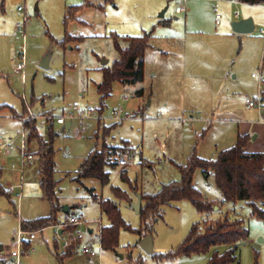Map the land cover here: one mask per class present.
I'll list each match as a JSON object with an SVG mask.
<instances>
[{"label": "rangeland", "instance_id": "374dc122", "mask_svg": "<svg viewBox=\"0 0 264 264\" xmlns=\"http://www.w3.org/2000/svg\"><path fill=\"white\" fill-rule=\"evenodd\" d=\"M201 1L209 12L191 19L175 13L179 0H0V183L6 188L23 177L22 190L0 195V264L15 263L10 252L18 249L15 239L20 220L31 222L51 211L40 188L37 141L28 142L29 151L37 155L30 162L23 163L19 151V118L28 106L37 114L54 115L73 105L89 106L96 116L85 118L82 127L77 120L69 128L64 124L37 127L36 132L44 139L48 138L49 128L56 133L54 177L58 180L59 204L69 206V216H79L81 223L67 228L61 210L59 224L36 231L28 245L29 253L19 258L20 264H92L80 251L64 257L62 262L56 258V245L64 253L65 240L78 237L81 244L87 242L98 253L93 264H207L213 251L228 248L218 244L206 252L171 259L156 257L175 249L192 224L206 218L190 200L183 199L162 207L163 217L148 235L151 252L141 246L138 231L124 227L119 229L118 245L103 249L99 232L109 220L93 197L115 201L126 223L139 229L141 219L135 208L138 194L156 192L163 183L178 180L179 165L186 162L193 147L197 156L215 159L219 150L235 145L245 122L260 119L246 99L258 94V80L251 74L259 73L264 56V38L259 33L264 28V6L233 0ZM70 5L80 6L70 11ZM216 11L222 15L221 22L224 14L231 19L229 27L215 24ZM236 11L254 17L252 32L232 30L231 23L238 19L234 17ZM176 28L178 33H185V29L196 32H187L185 41L173 42L177 40L171 39ZM144 32H151L152 38L143 55V79L132 83L113 81L99 110L102 61L107 59L109 65L119 57L111 35ZM66 34L80 38L65 41ZM127 43L120 39L122 47ZM192 55L206 63V73L213 74L211 80H205L209 89L206 87L204 93L188 89L192 67L185 61ZM18 63L23 65L20 70L16 68ZM236 71L238 82L233 78ZM248 81L254 85L255 94L242 89ZM120 109L119 118H115L112 112ZM103 140L112 145L128 143L129 151L122 157L127 164L111 167L105 185L96 178L76 180L82 160L95 146L100 149ZM123 170L127 178L121 176ZM193 185L204 199L218 205L209 214L210 219H244L249 234L237 243L238 264H264V217L252 216L244 201L221 204L223 195L212 170L197 168ZM114 187L123 193H116ZM77 230L81 236L76 235ZM22 238L29 240L27 234Z\"/></svg>", "mask_w": 264, "mask_h": 264}, {"label": "trees", "instance_id": "16d2710c", "mask_svg": "<svg viewBox=\"0 0 264 264\" xmlns=\"http://www.w3.org/2000/svg\"><path fill=\"white\" fill-rule=\"evenodd\" d=\"M247 4H259L264 0H240ZM80 5L70 6V11H75ZM71 14V13H70ZM114 47L119 52V57L111 64L101 66L102 80L98 85V91L101 94V106L103 100L111 91L113 81L123 83H132L140 81L144 76L143 55L149 45L151 32H144L140 35H118L112 34ZM79 39L70 34H66L65 41ZM120 39L128 43L122 47ZM3 107V105L1 106ZM27 128V141L33 139L37 141L40 188L42 195L50 204L51 211L48 216L39 217L31 222L20 220V226L25 231L43 229L49 225L59 224L58 213L63 210L58 200V180L54 177L55 160L53 149V138L55 132L49 128L47 139L41 138L37 131V125L34 120H28L25 123ZM110 126L108 131L110 130ZM108 133V132H107ZM249 140L248 134H239L235 145L219 151L215 159H204L196 155L195 147L184 164L179 165L181 176L178 180H171L163 183L156 192L140 193L143 203L139 209L141 227L139 229L131 228L121 215L118 204L111 199L97 198L100 209L106 214L109 222L102 226L99 232V241L103 249H114L118 245L119 229L138 231L143 238L148 236L154 226V223L163 217L162 207L183 199H188L195 206L197 211L205 215V219L192 224L187 235L177 245V247L166 253H160L156 257L160 259H171L180 255H190L209 250L211 246L226 244L228 248L220 252L213 251L207 264H238L236 254L237 243L248 237L249 230L244 224V219L235 217L230 219L225 216L222 218L210 219L209 214L218 208L215 201L206 200L201 192L193 185L194 171L199 168L204 172L210 170L214 173L215 183L222 192L224 203H235L244 201L249 207L252 216L264 217V151L246 152L245 147ZM129 151V146L110 145L103 140L100 149L96 146L89 151L87 156L80 163L76 171L75 179L81 181L82 178H96L101 185L109 182L110 168L119 164V160ZM123 178H127L126 170L121 172ZM116 193H123L118 187H114ZM8 191L0 183V195H7ZM69 211L64 212L63 223L70 221ZM75 225L69 224L67 228L71 229ZM30 242H26V246ZM80 237L71 240L64 253L59 252L56 245L54 253L56 258L62 262L66 256L73 255L74 251H80ZM73 251V252H72Z\"/></svg>", "mask_w": 264, "mask_h": 264}, {"label": "built area", "instance_id": "2783aa9c", "mask_svg": "<svg viewBox=\"0 0 264 264\" xmlns=\"http://www.w3.org/2000/svg\"><path fill=\"white\" fill-rule=\"evenodd\" d=\"M220 1V0H217ZM234 2H241L240 0H233ZM186 2L187 0H179V4L175 7V13L176 14H183L186 12L187 10V6H186ZM260 5L264 6V1L259 3ZM19 10H21V7H19ZM239 16V12L236 11L234 13V17H238ZM222 19V15L219 11L215 12V20L216 23L219 24L220 21ZM20 25V24H19ZM21 25L19 26L18 30L21 31ZM259 33L263 36L264 38V28L259 29ZM17 70H20L23 68L22 63H18L16 66ZM251 76L253 78H257L258 80V94L256 97L254 98H247V105L250 108H254L257 110V112L260 115V119L262 120L263 117L262 115H264V59L261 61L260 64V71L259 73H255L253 72L251 74ZM27 112L25 115L21 116L19 119L22 122V130L20 131V137H21V142L19 145V151H20V155L22 157V162L26 163V162H30L31 160L36 158V154L32 153L31 151H29V147H28V141H27V128L25 126L26 121L28 120H34L35 124L37 126L41 125V126H50V125H54V124H64L69 121L70 124L73 120H77L79 122L80 127H82V123L83 120L85 118H89V117H93L96 116V112L93 110V108L91 107H80L78 105H73L70 109L63 111L62 114L60 115H54L52 113H42V114H37L35 113L29 106L27 107ZM120 110H114L112 113L114 115L115 118H119V113ZM100 117H98L99 119ZM127 159L123 158L119 160V164L120 165H126L127 164ZM12 168H16L15 164L11 165ZM19 170V169H18ZM23 172V169H21V173ZM8 192H13L16 190H22L23 188V177L20 178V181L17 184H9L7 187ZM20 196V192L18 194ZM81 223V218L79 216H71L70 221L66 224H74L78 227V225H80ZM20 226V224H19ZM102 227V225H101ZM78 229V228H77ZM23 234H27L28 235V242H30V240L34 239L36 237V231H25L21 228V226L19 227V230L17 232V237H16V243L18 244V249L17 250H12L10 252V256L12 258H14L15 263L14 264H20V257L22 254L27 255L29 253V246H26V242L27 240L22 238ZM76 235L77 236H81V233L79 230L76 231ZM70 241L69 240H65L63 246L67 247L69 246ZM20 247H22V249H20ZM20 249V250H19ZM81 254L86 257L88 260L91 261V263L93 264L95 258L98 257V253L96 252V250L87 242L82 243L80 245L79 248Z\"/></svg>", "mask_w": 264, "mask_h": 264}, {"label": "crops", "instance_id": "0c3cea01", "mask_svg": "<svg viewBox=\"0 0 264 264\" xmlns=\"http://www.w3.org/2000/svg\"><path fill=\"white\" fill-rule=\"evenodd\" d=\"M188 1L189 0H187V2H186L187 10H186L185 13H183V15L185 17H189L191 19H197V18L203 17L206 12H209L208 6L203 1H201V0H193V1L189 2V3H188ZM70 6H72V5H70ZM224 17H225L224 20L222 22L220 21L219 24H217L216 20H215V24L216 25H222L224 23L225 25H227L229 27V23H230L231 19L227 18L225 14H224ZM247 17H251L253 19L254 26H255V20H254V17L251 14L247 13L245 15H241V13H239L238 19L247 18ZM184 31H185V33H182V32L178 33L179 29L178 28L174 29V31H172V33L175 34V35L172 36L171 39H177V40H173V42H178V40H179V42H181L180 40L185 41L186 38H187V32H196L193 29H191V30H186L185 29ZM125 35H128V34H125ZM151 38H152V36H151ZM189 40L191 41V39H189ZM157 48H159V47H156V49ZM145 51H146V49H145ZM144 54H145V52H144ZM263 59H264V56L262 57V60ZM205 64L206 63L204 61L199 60V57H197L195 55L189 56L188 60L185 61V65L186 66L190 65L192 67L191 74L188 75V78H189L188 89L201 90L202 93H204V90L206 89V87L207 88L209 87V85L205 82V80H211L212 77H213V74L212 73H210V74L206 73L208 70L206 69ZM100 69H101V67H100ZM233 78L237 82L240 81V77H239L238 71L233 73ZM241 86L242 85H240V87ZM242 89H246L245 92H250V93L252 92L253 94H255V87H254V85L252 83H250V81L246 82V84H243ZM162 110H163V108H162ZM262 117H263L262 120L259 119V120H252V122H248V121L245 122L244 126L239 129L240 130L239 134H248L250 136V139L248 140V142L246 144V147H245V151L246 152L251 153V152L264 151V137H263V140H261L259 144L256 143V141H258L260 137L264 136V115H262ZM260 122H263V123H260ZM64 127L67 128L65 125H64ZM252 134H255L254 139L251 138ZM126 143H127V141H126ZM110 145H112V144H110ZM127 145H128V143H127ZM193 148H192L190 154L192 153ZM219 151H221V150H219ZM219 151H218V153H219ZM190 154H189V156H190ZM59 230H61V229H59ZM92 232H93V230H92ZM92 232H89V233H92Z\"/></svg>", "mask_w": 264, "mask_h": 264}, {"label": "water", "instance_id": "95a60500", "mask_svg": "<svg viewBox=\"0 0 264 264\" xmlns=\"http://www.w3.org/2000/svg\"><path fill=\"white\" fill-rule=\"evenodd\" d=\"M164 11H162L160 13V15L163 14ZM231 26H232V30L234 32H237V33H250L253 31L254 29V22H253V19L251 17H247V18H241V19H238V20H234L232 23H231ZM108 60L107 59H104L102 61V64L105 65L107 64ZM65 126L67 128L70 127V122L67 121L65 123ZM140 206H141V198H140V194H138V199L136 201V204H135V208H136V211L139 212V209H140ZM69 208V206L67 205H64L63 206V211H67ZM61 232V230H59V233ZM88 232H92V229L89 228L88 229ZM141 246L147 251V252H151V246H152V241H151V237L150 236H145L144 238L141 239Z\"/></svg>", "mask_w": 264, "mask_h": 264}]
</instances>
